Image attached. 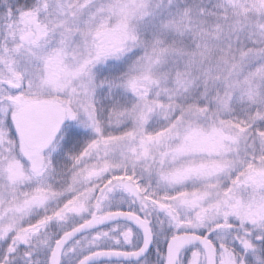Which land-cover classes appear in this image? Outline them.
Segmentation results:
<instances>
[{
    "label": "snow or ice",
    "instance_id": "1",
    "mask_svg": "<svg viewBox=\"0 0 264 264\" xmlns=\"http://www.w3.org/2000/svg\"><path fill=\"white\" fill-rule=\"evenodd\" d=\"M0 264H264V0H0Z\"/></svg>",
    "mask_w": 264,
    "mask_h": 264
}]
</instances>
